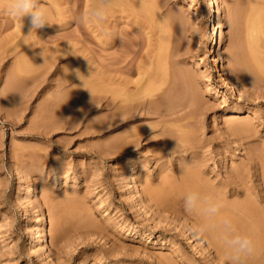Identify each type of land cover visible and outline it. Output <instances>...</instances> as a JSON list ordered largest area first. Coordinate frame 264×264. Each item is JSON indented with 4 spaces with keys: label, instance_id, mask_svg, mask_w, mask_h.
I'll return each mask as SVG.
<instances>
[{
    "label": "rangeland",
    "instance_id": "374dc122",
    "mask_svg": "<svg viewBox=\"0 0 264 264\" xmlns=\"http://www.w3.org/2000/svg\"><path fill=\"white\" fill-rule=\"evenodd\" d=\"M91 2L42 0L52 24L30 34L0 11V264H224L183 201L154 197L196 163L264 232V0H214V19L203 0H112L110 37L80 21ZM109 68L163 81L126 126Z\"/></svg>",
    "mask_w": 264,
    "mask_h": 264
},
{
    "label": "bare ground",
    "instance_id": "6f19581e",
    "mask_svg": "<svg viewBox=\"0 0 264 264\" xmlns=\"http://www.w3.org/2000/svg\"><path fill=\"white\" fill-rule=\"evenodd\" d=\"M120 1V0H118ZM255 1V0H254ZM260 2V1H258ZM206 16L209 19L215 18L216 7L214 4V0H203ZM261 3V2H260ZM259 4V3H257ZM263 5V4H262ZM140 10L145 13V17L149 18L152 17L153 9L151 8L152 5L147 2H141L138 5ZM259 7V6H258ZM254 8V7H253ZM117 38H109L106 44L108 46H113L117 42ZM223 40V36L221 31L219 32V43ZM121 41L118 40L119 47ZM161 44V43H160ZM164 48H162L163 50ZM163 51L161 52V57L163 56ZM215 70L220 72L219 63L217 59L214 60ZM244 68V67H243ZM243 70V69H242ZM244 71V70H243ZM144 72H148V70H144ZM243 73V72H242ZM149 75V74H148ZM181 75V74H180ZM107 85L112 86L113 84H117L120 88L115 91V94L119 97L120 102V113L123 120V125H127L131 120L134 121L143 111H144V104L152 97L155 92L160 89V86L163 81L159 84L155 85H147L144 86L141 82L136 81L133 82L128 79L123 78H115L112 69L107 70ZM142 76V75H141ZM144 76V75H143ZM182 76V75H181ZM148 77V76H147ZM190 78V77H189ZM225 79L229 80V75L225 74ZM191 81V80H190ZM134 90H131L133 88ZM177 97V96H176ZM151 109L154 110L156 115L165 119L171 115L170 107L172 105L169 99L161 98L155 102H152ZM132 118V119H131ZM181 119V118H180ZM145 134H139L136 143H139L142 137ZM164 142L166 144L167 136L166 134L163 135ZM168 141V140H167ZM172 147L176 153H182L185 150L190 149L191 151L194 150V146H181L178 143H172ZM128 148V144L126 142V136L123 137V143L121 146V151L126 152ZM190 169L182 168L179 172V177L185 184V188L183 189H176V186H172L170 191L165 193V195H155L154 198L159 200L162 204L168 205L171 208L180 205V202L183 201L184 196L192 191H199L206 196H211L217 198L224 203V208L222 209V215L228 217L232 220L233 224L235 225L237 231L240 234H245L250 236L255 244H256V251L255 254L250 257L247 261V264H264V232H261V229L257 232L254 230L255 227L247 221L246 218L250 221L253 213H256V210L253 206L250 205V197L245 196L243 200L240 199H230L228 198L227 194L223 191L222 186L214 185L211 180L207 177L200 166L196 163H191L189 166ZM238 182L235 180L234 184ZM234 192L236 190L232 188ZM239 192V190H237ZM261 197L260 195H258ZM170 204V205H169ZM235 211H238L236 214ZM184 215L193 223L194 226L201 224L204 222L203 218L196 215V216H189L184 212ZM246 217V218H245ZM42 228H44V222L42 224ZM205 240L207 247L216 253V258L220 263L229 264L227 259V254L225 248L223 247L222 243L220 242L219 233L217 232H206L204 234H199ZM38 240L36 237H32L27 249H34Z\"/></svg>",
    "mask_w": 264,
    "mask_h": 264
},
{
    "label": "clouds",
    "instance_id": "9594fccd",
    "mask_svg": "<svg viewBox=\"0 0 264 264\" xmlns=\"http://www.w3.org/2000/svg\"><path fill=\"white\" fill-rule=\"evenodd\" d=\"M111 7L112 0H92L83 9L79 19L85 25L100 28L106 37H110L112 33L106 26V21ZM0 11L11 19L21 22L23 28L27 21L29 34L52 24L49 10L42 0H3L0 3ZM77 72L78 70L76 74ZM183 207L187 215H198L204 220L203 223L194 226L195 232L219 233L229 264H247L248 259L255 254L254 240L248 235L240 234L232 220L222 215L223 201L199 191H192L184 196Z\"/></svg>",
    "mask_w": 264,
    "mask_h": 264
}]
</instances>
